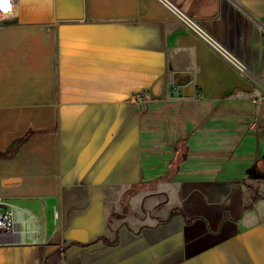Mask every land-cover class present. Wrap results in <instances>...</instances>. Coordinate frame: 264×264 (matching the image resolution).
Masks as SVG:
<instances>
[{
  "label": "crops",
  "instance_id": "0c3cea01",
  "mask_svg": "<svg viewBox=\"0 0 264 264\" xmlns=\"http://www.w3.org/2000/svg\"><path fill=\"white\" fill-rule=\"evenodd\" d=\"M26 133L0 264H264V0H0V151Z\"/></svg>",
  "mask_w": 264,
  "mask_h": 264
},
{
  "label": "built area",
  "instance_id": "2783aa9c",
  "mask_svg": "<svg viewBox=\"0 0 264 264\" xmlns=\"http://www.w3.org/2000/svg\"><path fill=\"white\" fill-rule=\"evenodd\" d=\"M181 19L188 29L192 30L195 34L200 36L201 39H203L211 47L215 49L217 48L216 45H214L213 41L210 39V37L201 30L200 26L194 19L186 15H182ZM238 69L241 71L244 70L241 67H238ZM15 233H16L15 221L11 213L0 212V236H4L9 240H13Z\"/></svg>",
  "mask_w": 264,
  "mask_h": 264
},
{
  "label": "trees",
  "instance_id": "16d2710c",
  "mask_svg": "<svg viewBox=\"0 0 264 264\" xmlns=\"http://www.w3.org/2000/svg\"><path fill=\"white\" fill-rule=\"evenodd\" d=\"M29 136V133H26L25 135H22L16 139H14L10 146L5 150V151H0V156L1 155H8V154H13L16 150V148L18 147V145H20L23 141H25L27 139V137ZM178 155L179 157H176V158H179V161L180 160H183L186 156V148H177L176 149V152H175V155ZM170 175H167V176H164V177H154V178H151V179H147L144 181L145 185L149 186V187H153L155 185V183L160 180V179H163V178H169ZM127 198L125 197L124 200H123V204H124V207L126 208L127 206Z\"/></svg>",
  "mask_w": 264,
  "mask_h": 264
},
{
  "label": "rangeland",
  "instance_id": "374dc122",
  "mask_svg": "<svg viewBox=\"0 0 264 264\" xmlns=\"http://www.w3.org/2000/svg\"><path fill=\"white\" fill-rule=\"evenodd\" d=\"M183 23V22H182ZM183 25H184V27H186L185 26V24L183 23ZM187 28V27H186ZM188 29V28H187ZM189 31H191V32H193L192 30H190V29H188ZM194 33V32H193ZM195 34V33H194ZM197 35V34H196ZM200 37V36H199ZM201 38V37H200ZM208 44V43H207ZM243 71V74H244V76L245 77H247L248 78V73L246 72V70H242ZM241 70H239V72H242Z\"/></svg>",
  "mask_w": 264,
  "mask_h": 264
},
{
  "label": "snow or ice",
  "instance_id": "6c2138e0",
  "mask_svg": "<svg viewBox=\"0 0 264 264\" xmlns=\"http://www.w3.org/2000/svg\"><path fill=\"white\" fill-rule=\"evenodd\" d=\"M3 3H4V4H7V3H8V0H3Z\"/></svg>",
  "mask_w": 264,
  "mask_h": 264
}]
</instances>
